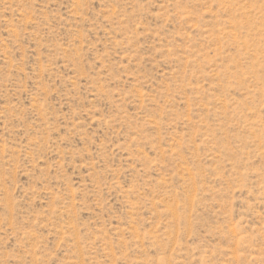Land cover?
Returning a JSON list of instances; mask_svg holds the SVG:
<instances>
[{
  "label": "rangeland",
  "instance_id": "1",
  "mask_svg": "<svg viewBox=\"0 0 264 264\" xmlns=\"http://www.w3.org/2000/svg\"><path fill=\"white\" fill-rule=\"evenodd\" d=\"M0 264H264V0H0Z\"/></svg>",
  "mask_w": 264,
  "mask_h": 264
}]
</instances>
